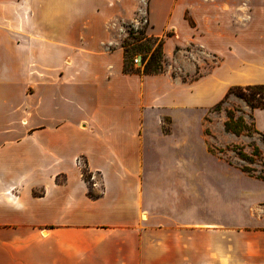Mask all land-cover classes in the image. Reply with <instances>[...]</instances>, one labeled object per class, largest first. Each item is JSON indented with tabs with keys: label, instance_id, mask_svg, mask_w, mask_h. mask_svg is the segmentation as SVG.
Instances as JSON below:
<instances>
[{
	"label": "crops",
	"instance_id": "obj_1",
	"mask_svg": "<svg viewBox=\"0 0 264 264\" xmlns=\"http://www.w3.org/2000/svg\"><path fill=\"white\" fill-rule=\"evenodd\" d=\"M135 10L0 0V264H264V180L188 130L264 84V0H150L185 79L124 72ZM188 46L218 62L189 77Z\"/></svg>",
	"mask_w": 264,
	"mask_h": 264
},
{
	"label": "rangeland",
	"instance_id": "obj_2",
	"mask_svg": "<svg viewBox=\"0 0 264 264\" xmlns=\"http://www.w3.org/2000/svg\"><path fill=\"white\" fill-rule=\"evenodd\" d=\"M135 5L136 10L133 14V18H131L130 21L124 23L127 32L126 37H129L130 32H132L131 36L142 37L141 32H146L145 34L146 36H148L147 30L148 26L150 25V0H135ZM186 16L187 18H189L188 14H186ZM174 32V28L169 29L168 31H165L163 33L162 37L174 35ZM134 40L135 38L131 39V41ZM136 43L137 44L135 46L129 48L128 59L132 62L131 65L134 66V69H136L137 67L138 69L142 70L144 67V64L142 62L143 55L148 53V60L151 52L158 45V42L153 41V47L150 52H148V49L142 48V45L145 44L146 41H136ZM185 51V55L188 56V59L198 66V70L196 71V73L189 75V77H198L199 75L206 73L212 66L216 65V63L218 62L217 58H214L212 55L207 54L200 47L188 46ZM179 52L180 51H178L177 53ZM136 56L140 57L142 65L134 63V58ZM162 59L164 71H166V69H168V65L171 64L174 68V75L178 74L184 79L186 78L185 73L177 67V64L181 65V63H177L173 59L168 60L165 57V54L163 55ZM213 108L214 107L204 112H198L201 118L193 124L192 128L188 129L190 133V140H198V144L200 146L202 145V141L200 140H207L209 148L213 149L215 152H218V150H223V154L226 155L230 162L238 164L242 163L243 165L249 167V169L256 171L255 174L264 177V138L260 134L255 132L244 133L237 136L233 133L227 132L224 127V123L227 120L226 110L234 111L236 117L240 115L244 116L247 123H249V115L251 113L249 112L248 105L242 99L232 96L227 102L223 104V107L220 111H216ZM164 130L168 131L167 122L164 124ZM234 147L242 148V151L244 153L254 158V162L241 161L235 151L232 150V148L234 149ZM254 147H257L259 149V157L253 156Z\"/></svg>",
	"mask_w": 264,
	"mask_h": 264
},
{
	"label": "trees",
	"instance_id": "obj_3",
	"mask_svg": "<svg viewBox=\"0 0 264 264\" xmlns=\"http://www.w3.org/2000/svg\"><path fill=\"white\" fill-rule=\"evenodd\" d=\"M142 37L139 36H131L132 32H130L129 37H125L123 40V47L125 50V59H124V72L125 73H142L146 75H154L164 72V66H163V45H164V37L158 38V37H149L146 36V32H141ZM134 41H131V39H134ZM136 41H146L145 44L142 45V48L148 49V52L153 47V41H157L158 45L156 48L151 52L149 59L147 60L148 53L143 55V69H134V66L131 65V61L128 59V53L129 48L135 46L137 43ZM235 96L239 99H242L245 101V103L248 105V107L251 110H254L256 108H262L264 109V84H255V85H247V86H233L229 89L226 96L214 106V110L220 111L223 107V104L229 100L230 97ZM226 110V109H225ZM227 113V120L224 123L225 130L229 133H233L237 136L244 134V133H251L255 132L260 134L263 138L264 135L259 133L255 128V122L254 117L252 114L249 115L250 122L247 123L244 116H235L234 111L232 110H226ZM212 152H215L213 149L210 148ZM233 151L238 155V158L241 161H248V162H254V158L250 155L244 153L242 151V148L240 147H234L232 148ZM219 152H223V150H218ZM253 156H260L259 149L257 147H254ZM240 168L248 173L251 176H255L257 178L263 179L264 177L261 175L255 174L256 171L249 169V167L243 165L242 163L239 165ZM84 176L86 179L89 180L90 175L88 174V171L84 170ZM88 194L92 198H96L99 195L95 194L92 189L91 185L88 191Z\"/></svg>",
	"mask_w": 264,
	"mask_h": 264
},
{
	"label": "built area",
	"instance_id": "obj_4",
	"mask_svg": "<svg viewBox=\"0 0 264 264\" xmlns=\"http://www.w3.org/2000/svg\"><path fill=\"white\" fill-rule=\"evenodd\" d=\"M134 63H135V64L142 65V62H141L140 57L136 56V57L134 58Z\"/></svg>",
	"mask_w": 264,
	"mask_h": 264
}]
</instances>
